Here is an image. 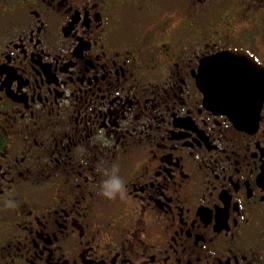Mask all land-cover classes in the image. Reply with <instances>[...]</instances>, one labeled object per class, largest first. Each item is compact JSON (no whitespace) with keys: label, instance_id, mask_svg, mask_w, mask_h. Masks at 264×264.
<instances>
[{"label":"flooded vegetation","instance_id":"obj_1","mask_svg":"<svg viewBox=\"0 0 264 264\" xmlns=\"http://www.w3.org/2000/svg\"><path fill=\"white\" fill-rule=\"evenodd\" d=\"M224 50L264 70V0H0V264H264V97L240 127L198 87Z\"/></svg>","mask_w":264,"mask_h":264},{"label":"water","instance_id":"obj_2","mask_svg":"<svg viewBox=\"0 0 264 264\" xmlns=\"http://www.w3.org/2000/svg\"><path fill=\"white\" fill-rule=\"evenodd\" d=\"M198 86L208 106L226 109L239 124L253 122L264 94V71L247 54L223 51L201 62Z\"/></svg>","mask_w":264,"mask_h":264},{"label":"clouds","instance_id":"obj_3","mask_svg":"<svg viewBox=\"0 0 264 264\" xmlns=\"http://www.w3.org/2000/svg\"><path fill=\"white\" fill-rule=\"evenodd\" d=\"M104 187L106 189L105 195L110 197L114 198L117 193L123 194V182L115 176L106 181Z\"/></svg>","mask_w":264,"mask_h":264}]
</instances>
